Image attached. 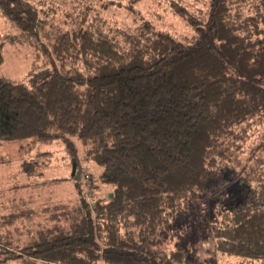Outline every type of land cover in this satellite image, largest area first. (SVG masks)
Masks as SVG:
<instances>
[{
	"label": "trees",
	"instance_id": "trees-1",
	"mask_svg": "<svg viewBox=\"0 0 264 264\" xmlns=\"http://www.w3.org/2000/svg\"><path fill=\"white\" fill-rule=\"evenodd\" d=\"M245 1L249 12L209 0L184 36L149 21L109 33L83 13L39 47L52 66L27 80L0 73V140H61L78 190L76 202L46 207L50 224L22 244L0 232V264H199L180 232L203 195L222 216L211 226L218 249L264 264V0ZM0 9L36 33L29 0ZM78 141L103 166V197L88 200L77 179ZM44 153L23 170L35 173Z\"/></svg>",
	"mask_w": 264,
	"mask_h": 264
},
{
	"label": "rangeland",
	"instance_id": "rangeland-1",
	"mask_svg": "<svg viewBox=\"0 0 264 264\" xmlns=\"http://www.w3.org/2000/svg\"><path fill=\"white\" fill-rule=\"evenodd\" d=\"M29 2L39 13L35 34L23 32L0 9V41L3 43L4 53L0 73L22 80H27L32 71L52 66L50 59L39 47L49 42L57 28L71 27L83 13L88 15L89 24L99 25L109 33L115 30L137 32L143 22L149 21L156 27L184 36L191 35L194 31L189 18H200L199 15L206 12L209 0H137L132 3L128 0ZM237 2L245 12H249L245 0ZM181 7L184 8L186 17L178 13ZM69 67L66 66L67 69ZM253 140L254 136L250 142ZM31 145V138L0 140V232H8L13 244H22L28 239L30 232L50 224V212L45 210L46 207L59 202L74 203L78 199L72 174V155L65 148V144L59 140L51 144H38L33 148ZM78 145L77 156L81 160V176L84 177L82 185L88 200L105 196L110 186L101 179L103 166L85 158L83 144L78 141ZM38 150L46 153L39 158L35 173L28 174L23 170V162L35 159ZM77 171L78 169L76 174ZM90 178L98 184L96 189L91 190L88 187L87 180ZM212 204L213 201L208 196L197 197L190 202L186 220L181 224V238L190 248L198 250L199 264H255L253 260L218 249L211 226L216 218L220 220L222 216L217 211L212 216ZM213 205L216 210L217 203ZM11 214L15 216L10 217L9 221L7 216ZM172 241L168 243L170 248L174 247Z\"/></svg>",
	"mask_w": 264,
	"mask_h": 264
},
{
	"label": "water",
	"instance_id": "water-1",
	"mask_svg": "<svg viewBox=\"0 0 264 264\" xmlns=\"http://www.w3.org/2000/svg\"><path fill=\"white\" fill-rule=\"evenodd\" d=\"M78 162H79V166H78V171H77V179L79 180L81 178L82 165L80 161ZM110 195H113V192H110Z\"/></svg>",
	"mask_w": 264,
	"mask_h": 264
},
{
	"label": "crops",
	"instance_id": "crops-1",
	"mask_svg": "<svg viewBox=\"0 0 264 264\" xmlns=\"http://www.w3.org/2000/svg\"><path fill=\"white\" fill-rule=\"evenodd\" d=\"M255 264H259L258 261H255Z\"/></svg>",
	"mask_w": 264,
	"mask_h": 264
}]
</instances>
